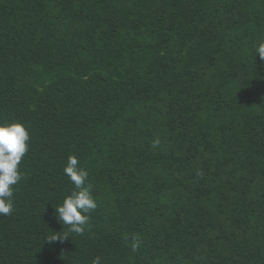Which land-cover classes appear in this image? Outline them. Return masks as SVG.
I'll use <instances>...</instances> for the list:
<instances>
[{
	"label": "trees",
	"instance_id": "1",
	"mask_svg": "<svg viewBox=\"0 0 264 264\" xmlns=\"http://www.w3.org/2000/svg\"><path fill=\"white\" fill-rule=\"evenodd\" d=\"M260 43L264 0H0V122L30 134L0 264H264Z\"/></svg>",
	"mask_w": 264,
	"mask_h": 264
},
{
	"label": "clouds",
	"instance_id": "2",
	"mask_svg": "<svg viewBox=\"0 0 264 264\" xmlns=\"http://www.w3.org/2000/svg\"><path fill=\"white\" fill-rule=\"evenodd\" d=\"M259 55L264 61V43L257 45L255 56ZM30 134L20 122H0V215H12L14 211V185L22 179L20 164L28 152ZM77 156L70 155L64 168V173L75 186V190L66 196L61 205L55 207L57 219L67 225L70 232L82 234L88 224L90 214L97 208L90 187L86 186L88 171L79 166ZM57 233V232H55ZM67 234H53L48 242L66 239ZM138 243L133 244V248ZM93 264H100V258L94 259Z\"/></svg>",
	"mask_w": 264,
	"mask_h": 264
}]
</instances>
